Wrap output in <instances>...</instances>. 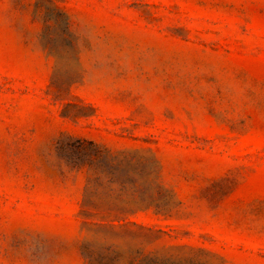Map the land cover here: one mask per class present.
<instances>
[{
    "label": "rangeland",
    "instance_id": "rangeland-1",
    "mask_svg": "<svg viewBox=\"0 0 264 264\" xmlns=\"http://www.w3.org/2000/svg\"><path fill=\"white\" fill-rule=\"evenodd\" d=\"M0 264H264V0H0Z\"/></svg>",
    "mask_w": 264,
    "mask_h": 264
}]
</instances>
